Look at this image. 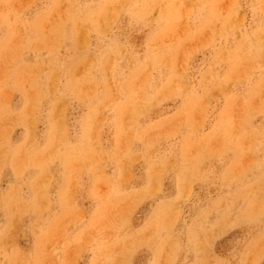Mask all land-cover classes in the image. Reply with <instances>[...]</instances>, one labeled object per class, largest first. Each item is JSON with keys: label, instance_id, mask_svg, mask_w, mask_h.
<instances>
[{"label": "rangeland", "instance_id": "rangeland-1", "mask_svg": "<svg viewBox=\"0 0 264 264\" xmlns=\"http://www.w3.org/2000/svg\"><path fill=\"white\" fill-rule=\"evenodd\" d=\"M0 264H264V0H0Z\"/></svg>", "mask_w": 264, "mask_h": 264}]
</instances>
